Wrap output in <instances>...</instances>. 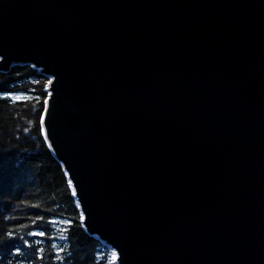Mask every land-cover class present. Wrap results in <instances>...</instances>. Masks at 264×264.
Instances as JSON below:
<instances>
[{
	"label": "water",
	"instance_id": "95a60500",
	"mask_svg": "<svg viewBox=\"0 0 264 264\" xmlns=\"http://www.w3.org/2000/svg\"><path fill=\"white\" fill-rule=\"evenodd\" d=\"M22 64L117 264H264V0H0Z\"/></svg>",
	"mask_w": 264,
	"mask_h": 264
},
{
	"label": "trees",
	"instance_id": "16d2710c",
	"mask_svg": "<svg viewBox=\"0 0 264 264\" xmlns=\"http://www.w3.org/2000/svg\"><path fill=\"white\" fill-rule=\"evenodd\" d=\"M49 82L30 64L0 72V264H113L111 249L85 230L44 137Z\"/></svg>",
	"mask_w": 264,
	"mask_h": 264
},
{
	"label": "rangeland",
	"instance_id": "374dc122",
	"mask_svg": "<svg viewBox=\"0 0 264 264\" xmlns=\"http://www.w3.org/2000/svg\"><path fill=\"white\" fill-rule=\"evenodd\" d=\"M111 252H112V256H113V264H116V261H115V257H114V252L112 251V249H111Z\"/></svg>",
	"mask_w": 264,
	"mask_h": 264
},
{
	"label": "bare ground",
	"instance_id": "6f19581e",
	"mask_svg": "<svg viewBox=\"0 0 264 264\" xmlns=\"http://www.w3.org/2000/svg\"><path fill=\"white\" fill-rule=\"evenodd\" d=\"M112 251L114 252L113 254H114V257H115V261H116V258H117L116 252L114 250H112Z\"/></svg>",
	"mask_w": 264,
	"mask_h": 264
},
{
	"label": "snow or ice",
	"instance_id": "6c2138e0",
	"mask_svg": "<svg viewBox=\"0 0 264 264\" xmlns=\"http://www.w3.org/2000/svg\"><path fill=\"white\" fill-rule=\"evenodd\" d=\"M16 99H18V98H16ZM76 195V193L75 192H73V196H75Z\"/></svg>",
	"mask_w": 264,
	"mask_h": 264
}]
</instances>
